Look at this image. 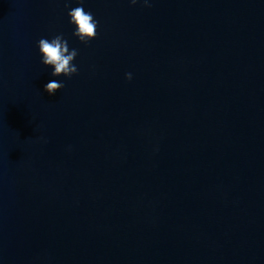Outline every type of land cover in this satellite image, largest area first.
<instances>
[{
	"label": "water",
	"instance_id": "1",
	"mask_svg": "<svg viewBox=\"0 0 264 264\" xmlns=\"http://www.w3.org/2000/svg\"><path fill=\"white\" fill-rule=\"evenodd\" d=\"M149 4L0 0V264H264V0Z\"/></svg>",
	"mask_w": 264,
	"mask_h": 264
},
{
	"label": "clouds",
	"instance_id": "2",
	"mask_svg": "<svg viewBox=\"0 0 264 264\" xmlns=\"http://www.w3.org/2000/svg\"><path fill=\"white\" fill-rule=\"evenodd\" d=\"M71 0H65V7L68 8ZM131 4H136L137 0H130ZM145 6H151L149 0H143ZM70 17L69 23L74 25L72 35L77 37L79 41L88 44L97 36V26L99 21L94 19L90 11H85L83 0H80V6L71 8L67 13ZM39 53L42 54L41 63L45 66H51L54 70L50 73L51 76L64 75L71 77L78 73V68L72 61L77 57L78 50L75 48L69 49L68 41L64 38L63 33L55 35L51 40L41 38L37 42ZM127 80L132 79V73H125ZM63 82L52 80L44 86V90L49 95H54L57 90L63 88Z\"/></svg>",
	"mask_w": 264,
	"mask_h": 264
}]
</instances>
